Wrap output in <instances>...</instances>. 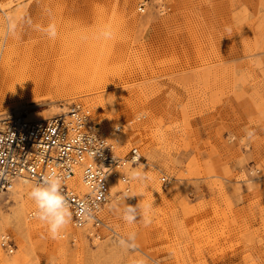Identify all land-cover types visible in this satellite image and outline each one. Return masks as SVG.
<instances>
[{
	"label": "rangeland",
	"instance_id": "obj_1",
	"mask_svg": "<svg viewBox=\"0 0 264 264\" xmlns=\"http://www.w3.org/2000/svg\"><path fill=\"white\" fill-rule=\"evenodd\" d=\"M12 37L14 51L60 58L66 82L0 80V115L80 103L118 153L138 148L128 175L143 179L105 215L118 237L97 242L72 221L52 239L21 181L0 203L17 246H0V264H264V0H0V70Z\"/></svg>",
	"mask_w": 264,
	"mask_h": 264
},
{
	"label": "built area",
	"instance_id": "obj_2",
	"mask_svg": "<svg viewBox=\"0 0 264 264\" xmlns=\"http://www.w3.org/2000/svg\"><path fill=\"white\" fill-rule=\"evenodd\" d=\"M139 10L144 11L142 6ZM119 132L114 130L115 134ZM112 134L98 129L80 103H72L65 113L43 120L30 119L25 109L1 114L0 203L19 181L33 186L56 171L63 177L62 190L73 226L85 228L91 242L102 240L106 234L117 238L105 215L114 202L130 199L128 168L139 164L143 156L136 147L122 156ZM116 183L121 189L112 194L111 185ZM35 213L31 211L29 218L36 219ZM0 246L9 255L17 248L7 233L0 235Z\"/></svg>",
	"mask_w": 264,
	"mask_h": 264
},
{
	"label": "clouds",
	"instance_id": "obj_3",
	"mask_svg": "<svg viewBox=\"0 0 264 264\" xmlns=\"http://www.w3.org/2000/svg\"><path fill=\"white\" fill-rule=\"evenodd\" d=\"M49 14L51 15V13ZM42 31L52 40H55L58 34L57 26L54 22L49 23ZM7 34H15V26L10 19L7 26ZM112 35L111 29L105 28L100 31L97 38L110 39ZM82 38L87 39V36L84 35ZM131 179L142 180V172L139 170L133 171ZM62 185L63 177L56 171H52L43 178L42 182L33 185L28 192L29 198L36 206V218L47 226L48 233L54 240L64 238V230L72 220V213L63 193ZM151 207V203L138 204L137 206L127 205L123 209V219L129 224L134 223L138 215L146 214Z\"/></svg>",
	"mask_w": 264,
	"mask_h": 264
},
{
	"label": "bare ground",
	"instance_id": "obj_4",
	"mask_svg": "<svg viewBox=\"0 0 264 264\" xmlns=\"http://www.w3.org/2000/svg\"><path fill=\"white\" fill-rule=\"evenodd\" d=\"M13 43H14L13 37L10 38L9 40H7V43H6L7 48L10 47L11 45L13 46ZM44 57H45L44 59H41L40 56H38V55H34V54L27 55L26 51H20V50L14 51L13 48H8V51H7V53H5V56H4V58H6V59L3 61V65H2L1 70H0V80H2V81H4V80H13V81L14 80H26L28 83L34 84V86L40 85L44 81L49 86H51V84L52 85L57 84L58 82H61V83L66 82V80L63 78L65 74L63 75V77L61 74L62 72H61L60 68H61L62 64H61L60 58L49 59V56L47 55V53ZM64 59L66 61V58H64ZM68 60H70V57ZM74 62H76V60ZM70 66H71V64H70ZM62 69H64V67H62ZM65 69H66V67H65ZM77 69H78V67H77ZM64 72H65V70H64ZM66 73H68V72H66ZM65 77H66V75H65ZM34 86H33V88H34ZM62 113H65V111ZM59 114H61V113H59ZM42 120H43V118H42ZM139 164H137V165H139ZM137 165L128 168V171H130V169L135 168ZM20 182L21 181H19L18 183L20 184ZM23 182H26V181H23ZM18 183L16 185H18ZM26 183H28V182H26ZM119 186L120 185L117 183L111 185L112 194H116L120 190V189L119 190L117 189ZM79 189H82V187H80ZM32 202L33 201L27 195L26 203L30 204ZM75 229L82 231L85 235V228H82V229L81 228H75Z\"/></svg>",
	"mask_w": 264,
	"mask_h": 264
}]
</instances>
